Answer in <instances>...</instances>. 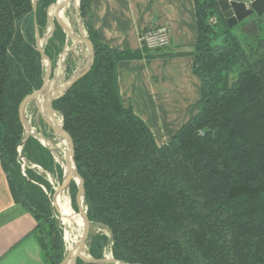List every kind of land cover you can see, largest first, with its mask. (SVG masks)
<instances>
[{
    "label": "trees",
    "instance_id": "trees-1",
    "mask_svg": "<svg viewBox=\"0 0 264 264\" xmlns=\"http://www.w3.org/2000/svg\"><path fill=\"white\" fill-rule=\"evenodd\" d=\"M56 1L0 0V159L15 202L37 220L50 264L63 260L65 243L51 185L31 169L22 174L17 146L25 132L20 103L43 85L37 31L47 32ZM93 1L80 0L93 65L53 102L74 143L88 217L111 234L89 235V254L100 260L111 243L113 257L128 264H264L263 25H241L243 43L217 0H195L198 38L189 53L202 82L199 112L158 145L120 92L118 63L174 53L110 47L92 25ZM64 37L54 33L44 45L52 60ZM29 147L42 155L32 160L52 171L48 149L32 136L26 155Z\"/></svg>",
    "mask_w": 264,
    "mask_h": 264
},
{
    "label": "crops",
    "instance_id": "crops-1",
    "mask_svg": "<svg viewBox=\"0 0 264 264\" xmlns=\"http://www.w3.org/2000/svg\"><path fill=\"white\" fill-rule=\"evenodd\" d=\"M91 22L100 39L119 51L143 49L149 24L169 26L171 44L162 50L173 55L118 63L122 96L157 144L166 143L199 112L202 82L189 53L198 38L195 0H94ZM36 227L32 213L15 202L0 159V264H50Z\"/></svg>",
    "mask_w": 264,
    "mask_h": 264
},
{
    "label": "water",
    "instance_id": "water-1",
    "mask_svg": "<svg viewBox=\"0 0 264 264\" xmlns=\"http://www.w3.org/2000/svg\"><path fill=\"white\" fill-rule=\"evenodd\" d=\"M71 0H57L56 3L51 5L48 8V30L47 32L40 37L39 33L37 31V46L38 50L40 51L42 55L43 65L45 69V75L43 78V85L40 89L34 91L33 93L27 95L20 103L19 106V116L20 119L24 125V128L26 129V136L23 138L20 146L24 145L26 140L30 136H35L38 138H41V135L38 133H35L32 129L30 124L28 123V120L26 119V106L29 102L35 101L37 104H41V100L43 98V104L48 106V112L54 117V114L57 112L53 108V102L55 99L62 96L80 77H82L85 73L88 72V70L92 67L94 62V47L91 43V41L85 36L84 27L81 28V34L82 37L76 35L74 31L70 28L68 23L64 21L60 17V10L68 5ZM80 3V2H79ZM217 3L219 5V8L223 14V16L226 18L227 23L230 27H234L238 24H241L243 29H245L247 26L253 25L258 29V24L261 23L264 28V0H217ZM36 7V6H35ZM53 9V14H52ZM79 11V4L77 7ZM59 25L63 28V30L67 33L68 36H70L76 44L79 42H84L88 49H89V55L86 59L85 64L80 67L67 81L65 82H58L60 79V74L58 75L57 71L53 69L52 62L50 58L45 54L44 45L47 44L49 39L53 36L54 31L56 29V25ZM65 49L63 50L61 54V59L63 61L64 59V53ZM65 70V68H64ZM56 71L57 74L54 73ZM41 108V105H40ZM45 117V116H44ZM45 120L49 126L52 127L54 131L62 135L69 146L67 155H66V163L73 162L74 167H69V174L65 176L62 181V184L56 189L55 195L52 200V204L57 211V213L62 217V212L59 207V204L57 203L56 196L63 190H68L70 188V184L72 180H74L73 174L80 180L79 184V192L77 196V202L79 206V211L83 215V229H82V235L78 241V243L75 245L76 253L72 255L69 251L64 256L63 260L59 264H77L78 259H82L86 262H101V263H117V264H128L123 261L117 260L114 257H107L100 260L93 259L90 255V257H84L83 251L86 250V244L89 240L90 235V229L92 222L90 221L88 214H87V206L84 208L82 204L80 203V198H83V203H85L84 199V187H83V180L80 177V174L78 173L77 166L75 163V155H74V143L69 135V133L64 129L63 127V119L61 120V124L59 126H56L53 124V122L45 117ZM56 120V118H55Z\"/></svg>",
    "mask_w": 264,
    "mask_h": 264
},
{
    "label": "rangeland",
    "instance_id": "rangeland-1",
    "mask_svg": "<svg viewBox=\"0 0 264 264\" xmlns=\"http://www.w3.org/2000/svg\"><path fill=\"white\" fill-rule=\"evenodd\" d=\"M79 2H80V0H79ZM68 25L70 26L72 31H74L76 33V35H78L80 37H82L81 28L84 27L85 36L88 38V33H87V30L85 27V22L82 18L81 11H80V3H79V11L75 7H73L72 10L69 11ZM59 32L60 33L63 32L65 34L63 43L59 44L57 42L59 44V46L61 47V52L57 53L53 60L50 57L49 58L52 62V67L54 70L58 71L59 63H60V65H62L61 72L63 74L62 73L60 74L61 76H60V79L58 80V82H65L80 67H82L85 64L86 59L89 55V49L84 42H79V44H76L75 41L70 36L67 35V33L63 30V28L57 24L54 33H59ZM234 32L240 37V39L243 43L247 42V38H245V34L241 30V24L234 26ZM39 36H40V34H39ZM40 37H42V36H40ZM54 49H55V47L51 46V50L53 51ZM64 49L66 51L64 53V59L62 61L61 60V54H62ZM64 68H65V70H64ZM56 71H54L55 74L58 73V72L56 73ZM44 75H45V72H44ZM235 75H236V72H233L232 78H235ZM56 115L61 120L63 119L61 114H59L58 112L56 113ZM44 116H45L44 111H43V109L40 108L39 104H37L35 101H31L28 103V105L26 106V119L28 120V123L30 124L31 129L35 133H38L41 135V138H38L35 136H32V137L37 139L44 148L48 149V153L51 156V160L53 161V170L49 171L39 162H37V161L35 162L32 160L35 157L36 158L42 157L41 153L36 151L37 150L36 148L29 147V155H26L24 153L23 148H24L26 142L22 146H20V144L17 146L18 159H19V162L21 164L22 174L24 176L29 177V169H31L35 173L44 177L51 185V190L48 191V195L51 199L52 216L55 219H57V221L59 223V229H60L62 236L64 238V242H65L64 243V256H65L68 253V241L66 239V232H67V230L70 229V227L68 225H66L64 222H62L63 218L55 210V208L52 204V200H53V197H54L55 192H56V187L60 186L62 184V181L64 178V173H65L64 172V164L66 163V156H65L64 151L66 150V152H68L69 146H68L66 139L62 135H60L56 131H54L52 129V127L47 124V122L45 120L46 116L45 117ZM48 118L53 122L54 125L58 126V118L53 117L50 114L48 115ZM55 118H56V120H55ZM25 136H26V129L24 132V137ZM43 139L46 140V142ZM63 141H65L66 143L65 142L63 143ZM74 178H75V176H74ZM72 182H74L77 186V193L75 196V200H76V204H77L78 209L74 208V206H73V197H72V193H71L72 192L71 191ZM72 182H71L70 188H69V195L71 198L72 207L74 208L75 211H77L78 213H81L79 211V206H78V202H77V196H78V192H79V184L76 182L75 179L72 180ZM45 190H47L46 187H45ZM80 203L82 204V206L84 208L86 207L85 203H83V198L80 200ZM97 233L106 234L108 236H111L110 231L106 227H103L100 224H91L90 235L97 234ZM85 252L88 254V257H90L89 240H88V243L86 244ZM105 256L110 257V258L113 257L111 243H109L104 249V257ZM79 260H81L82 262H80ZM79 260H78L79 262H77V264H85L86 263L82 259H79ZM107 264H117V263H107Z\"/></svg>",
    "mask_w": 264,
    "mask_h": 264
},
{
    "label": "bare ground",
    "instance_id": "bare-ground-1",
    "mask_svg": "<svg viewBox=\"0 0 264 264\" xmlns=\"http://www.w3.org/2000/svg\"><path fill=\"white\" fill-rule=\"evenodd\" d=\"M78 4H79V0H71L68 5H66L65 7H63L60 10V17L64 21H66V23H68L69 11H71L73 7L77 8ZM52 14H53V9H52ZM61 69H62V65H60V63H59V69L57 71L58 74L62 73ZM41 101H42L41 104H40L41 105V109H43L45 116L48 118V115L50 114V112H48V106L43 104V98H42ZM54 117L58 118V126H59L61 124V119L56 114H54ZM44 141L46 142V140H44ZM64 142L65 141H63V143ZM64 152H65V156H66L67 155L66 150ZM70 166L74 167V164L71 161H70L69 164L68 163L64 164V172H65L64 174H65V176H67L69 174V167ZM74 176L75 175L73 174V177ZM58 187L59 186H57L56 189ZM56 200H57V203L59 204V207H60L61 212H62V218H63L62 222H64L66 225H68L70 227V229L67 230V232H66V239L68 241V251L72 255H74L76 253L75 245L78 243V241H79V239H80V237L82 235L83 215H82V213H78L77 211H75L74 208L72 207V202H71V198H70L68 190L61 191L56 196ZM82 254H83L84 257H88V254L85 251H83Z\"/></svg>",
    "mask_w": 264,
    "mask_h": 264
},
{
    "label": "built area",
    "instance_id": "built-area-1",
    "mask_svg": "<svg viewBox=\"0 0 264 264\" xmlns=\"http://www.w3.org/2000/svg\"><path fill=\"white\" fill-rule=\"evenodd\" d=\"M141 40L149 50L164 49L171 44V30L168 25L149 24L142 32Z\"/></svg>",
    "mask_w": 264,
    "mask_h": 264
},
{
    "label": "flooded vegetation",
    "instance_id": "flooded-vegetation-1",
    "mask_svg": "<svg viewBox=\"0 0 264 264\" xmlns=\"http://www.w3.org/2000/svg\"><path fill=\"white\" fill-rule=\"evenodd\" d=\"M248 28L251 29V28H254V26L250 25V26H248Z\"/></svg>",
    "mask_w": 264,
    "mask_h": 264
}]
</instances>
